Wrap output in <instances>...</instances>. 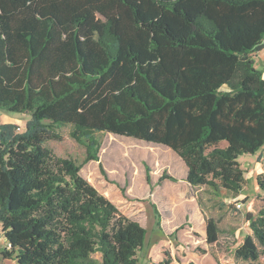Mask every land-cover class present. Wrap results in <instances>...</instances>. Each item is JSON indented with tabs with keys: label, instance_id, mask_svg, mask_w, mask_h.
<instances>
[{
	"label": "trees",
	"instance_id": "trees-1",
	"mask_svg": "<svg viewBox=\"0 0 264 264\" xmlns=\"http://www.w3.org/2000/svg\"><path fill=\"white\" fill-rule=\"evenodd\" d=\"M263 48L264 0H0V111L29 115L21 133L0 124L2 257L139 263L145 229L80 175L99 162L100 133L164 146L192 188L240 195L238 158L264 147ZM63 127L82 164L46 147ZM246 221L238 264L264 257V206ZM205 224L214 244L217 223Z\"/></svg>",
	"mask_w": 264,
	"mask_h": 264
},
{
	"label": "rangeland",
	"instance_id": "rangeland-1",
	"mask_svg": "<svg viewBox=\"0 0 264 264\" xmlns=\"http://www.w3.org/2000/svg\"><path fill=\"white\" fill-rule=\"evenodd\" d=\"M263 56L264 51L255 54L258 69L264 67ZM28 119V114L0 111V124H15L19 133L24 131ZM58 132L62 140L49 141L46 147L57 157L82 164L84 147L69 138V127ZM98 139L99 162L82 165L80 175L113 202L121 214L145 229L144 247L137 254L138 264L170 261L171 256L177 263L194 264L195 258L204 253L213 258L211 264L235 261V250L246 235L252 234L246 214L256 215L264 206V194L255 183L256 175L262 171L260 161L264 147L254 156L238 158L246 171L242 193L236 197L223 193L218 197L208 187L192 188L184 180L183 162L164 146L108 133L98 134ZM99 165L113 184L103 179ZM163 176L175 181L161 179ZM207 219L216 221L218 227L217 241L211 245L206 243ZM8 249L0 232V264H14L2 257ZM93 257L99 259L98 254ZM252 264H264L263 255Z\"/></svg>",
	"mask_w": 264,
	"mask_h": 264
},
{
	"label": "crops",
	"instance_id": "crops-1",
	"mask_svg": "<svg viewBox=\"0 0 264 264\" xmlns=\"http://www.w3.org/2000/svg\"><path fill=\"white\" fill-rule=\"evenodd\" d=\"M262 51H264V48L259 51V53H261ZM264 62V56H263V61ZM264 74V72H263ZM171 260H170V264H186V263H177L174 259L173 256H171ZM213 262V258L208 254V253H204L200 256H198L197 258H195V262L194 264H211Z\"/></svg>",
	"mask_w": 264,
	"mask_h": 264
},
{
	"label": "built area",
	"instance_id": "built-area-1",
	"mask_svg": "<svg viewBox=\"0 0 264 264\" xmlns=\"http://www.w3.org/2000/svg\"><path fill=\"white\" fill-rule=\"evenodd\" d=\"M261 163H264V150L261 153ZM219 264H238L236 261H221Z\"/></svg>",
	"mask_w": 264,
	"mask_h": 264
}]
</instances>
